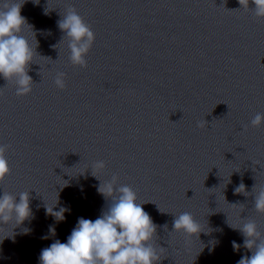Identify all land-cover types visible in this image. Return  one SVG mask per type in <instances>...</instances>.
Segmentation results:
<instances>
[{
    "label": "clouds",
    "instance_id": "9594fccd",
    "mask_svg": "<svg viewBox=\"0 0 264 264\" xmlns=\"http://www.w3.org/2000/svg\"><path fill=\"white\" fill-rule=\"evenodd\" d=\"M34 2L39 3V0ZM238 2L246 11L250 9L251 3L254 5L251 7L254 15L264 18V0ZM23 3L24 0L22 3L15 0L0 2V76L7 82L14 83L17 96H26L32 91L34 82L28 72L38 47L36 39V45L33 47L22 34L25 26L31 27L21 15ZM47 12L45 9V14ZM57 23L68 41L71 64L86 68V57L95 41L91 26L74 7H70ZM65 75L64 72H57L54 79L55 86L61 90L66 87ZM206 123L198 122L197 126L204 127ZM250 124L252 127H260L264 124V114L257 113ZM9 147L0 145V185L11 173L6 156ZM104 168L103 161L95 162L92 175L98 179L95 172ZM117 179V176H113L110 181L101 182L98 187V192L111 201L107 209L94 221L79 218L66 243L57 239L49 247L42 249L40 264H158L162 257L153 245L157 226L142 207L143 204L137 202L138 197L132 187H117ZM255 187L254 185L253 188ZM234 193L247 195L248 192L241 182L234 189ZM54 207L46 205L47 214L57 221L64 220L66 209L61 207L59 211H54ZM254 208L256 212L264 214V186L256 190ZM32 215L29 192H21L18 197L8 191L0 195V226L14 222L16 228ZM230 227L243 235V247L251 252V256H243L237 264H264V235L258 230L257 223L249 219L239 227ZM173 230L182 231L186 236L198 239L203 231L200 223L189 212L175 216ZM28 231L24 229L25 233ZM50 231L54 234L55 229L50 228ZM232 246L234 249L241 247L235 241Z\"/></svg>",
    "mask_w": 264,
    "mask_h": 264
}]
</instances>
